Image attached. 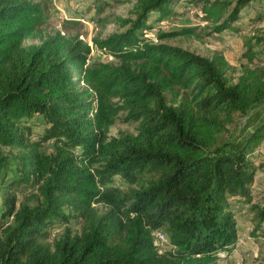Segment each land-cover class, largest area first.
Instances as JSON below:
<instances>
[{
  "label": "trees",
  "instance_id": "16d2710c",
  "mask_svg": "<svg viewBox=\"0 0 264 264\" xmlns=\"http://www.w3.org/2000/svg\"><path fill=\"white\" fill-rule=\"evenodd\" d=\"M181 1L138 0L120 31L94 39L111 57L99 60L82 40L40 38L47 0H0V264H227L240 204L250 205L253 234H264L253 188L264 121L226 136L237 113L264 103V33L244 39L232 81L221 52L166 42L193 26L150 34ZM187 1L222 32L261 0ZM121 115L137 132L108 139ZM23 185L37 191L35 204L12 192ZM101 202L118 211L98 212ZM157 229L171 244L163 252Z\"/></svg>",
  "mask_w": 264,
  "mask_h": 264
},
{
  "label": "rangeland",
  "instance_id": "374dc122",
  "mask_svg": "<svg viewBox=\"0 0 264 264\" xmlns=\"http://www.w3.org/2000/svg\"><path fill=\"white\" fill-rule=\"evenodd\" d=\"M49 19L42 27V36L45 38L56 33H61L65 38L75 42L82 40L91 46L90 55L99 60H109L94 43L95 38H102L112 32L120 31V18L129 17L132 9L138 0H47ZM234 5V4H233ZM178 12L176 17L170 18V21L164 19L157 22L151 29L150 34L155 35L160 31L171 30L182 26H193L194 31L189 35H179L167 39L166 42L172 45L181 46L185 49L194 51L201 55L212 56L215 52H221L229 61L230 67L228 76L235 81L239 74L240 63L243 60L242 53L245 49L244 39L249 36H256L264 33V0L251 2L246 5L240 18L234 23L239 29H226L222 32H212V21H204L200 17V9L187 0H182L175 5ZM230 10V9H229ZM154 18V17H152ZM151 18V19H152ZM40 39L27 40L26 43H37ZM236 68V69H235ZM37 118L38 115L36 116ZM37 119L34 126L35 130H40L42 126ZM264 121V103L255 106L247 112L237 113L231 124L228 125L229 131L226 136L230 138H241L252 127ZM137 123L127 122L123 115L111 125L108 132V139L118 137L122 133H136ZM47 151L52 147L49 143L45 145ZM3 152L8 155H14L17 149L12 147H2ZM264 160V156L262 158ZM101 162L91 166V171L96 168H102ZM120 184L122 188L128 186L127 183ZM254 192L257 195L256 201L264 200V166H261L256 173ZM18 198L28 201L30 204L37 202V191L33 187L23 185L18 187L17 191H12ZM2 198L0 195V209H2ZM94 207L100 213L114 209L118 211L115 205L108 203H95ZM249 204H240L234 207L239 217L240 230L244 236V244L240 246L238 252H234L228 258L227 264H264V243L261 242L260 235L255 236L252 232L254 223L248 221ZM1 214V211H0ZM74 230L79 228V223L72 220ZM245 234V235H244ZM247 234V235H246ZM264 236V234H262ZM250 236V237H249Z\"/></svg>",
  "mask_w": 264,
  "mask_h": 264
},
{
  "label": "built area",
  "instance_id": "2783aa9c",
  "mask_svg": "<svg viewBox=\"0 0 264 264\" xmlns=\"http://www.w3.org/2000/svg\"><path fill=\"white\" fill-rule=\"evenodd\" d=\"M245 235V234H244ZM247 235V234H246ZM154 243L158 246V249L160 252L165 251L167 248L171 247L170 241L164 230L162 229H157L154 231ZM250 237V236H249ZM262 243H264V236L260 235L259 236ZM244 244V236L242 233H239L238 238H237V247L234 252H238L239 248L241 245ZM224 255V254H223Z\"/></svg>",
  "mask_w": 264,
  "mask_h": 264
}]
</instances>
